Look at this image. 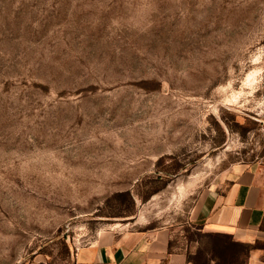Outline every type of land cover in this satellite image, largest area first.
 I'll list each match as a JSON object with an SVG mask.
<instances>
[{"label": "rangeland", "instance_id": "obj_1", "mask_svg": "<svg viewBox=\"0 0 264 264\" xmlns=\"http://www.w3.org/2000/svg\"><path fill=\"white\" fill-rule=\"evenodd\" d=\"M254 161L264 0H0V264L186 230L203 192Z\"/></svg>", "mask_w": 264, "mask_h": 264}, {"label": "crops", "instance_id": "obj_2", "mask_svg": "<svg viewBox=\"0 0 264 264\" xmlns=\"http://www.w3.org/2000/svg\"><path fill=\"white\" fill-rule=\"evenodd\" d=\"M187 224L104 232L72 264H264V161L206 189Z\"/></svg>", "mask_w": 264, "mask_h": 264}, {"label": "bare ground", "instance_id": "obj_3", "mask_svg": "<svg viewBox=\"0 0 264 264\" xmlns=\"http://www.w3.org/2000/svg\"><path fill=\"white\" fill-rule=\"evenodd\" d=\"M249 77H250V75H249Z\"/></svg>", "mask_w": 264, "mask_h": 264}]
</instances>
